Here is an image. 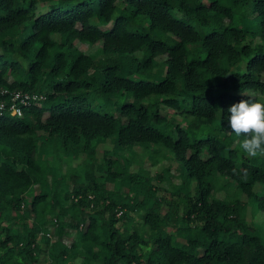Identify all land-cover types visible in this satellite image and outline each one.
Returning a JSON list of instances; mask_svg holds the SVG:
<instances>
[{
  "label": "trees",
  "instance_id": "trees-1",
  "mask_svg": "<svg viewBox=\"0 0 264 264\" xmlns=\"http://www.w3.org/2000/svg\"><path fill=\"white\" fill-rule=\"evenodd\" d=\"M0 87L44 94L0 113V264H264L246 218L248 199L264 214V155L226 119L264 102V0H0ZM60 152L80 161L56 177Z\"/></svg>",
  "mask_w": 264,
  "mask_h": 264
},
{
  "label": "rangeland",
  "instance_id": "rangeland-1",
  "mask_svg": "<svg viewBox=\"0 0 264 264\" xmlns=\"http://www.w3.org/2000/svg\"><path fill=\"white\" fill-rule=\"evenodd\" d=\"M254 20L253 19H245V23H253ZM259 37L255 36L253 37V42L257 43L259 42ZM77 46L82 49L83 51H85L86 53H90L92 55H96L99 51H100V42H95V43H88V42H84V41H76ZM167 109H164L163 111H165ZM170 111V110H169ZM47 115V112L45 111L43 113V117H45ZM110 146V143H104V144H100L97 146L96 148V155L98 157H101V155L103 154V150L106 149V147ZM134 149L137 151L141 150V147L139 145H135ZM51 148L49 147L47 149V151L43 154V157L51 160ZM85 154H81L79 155V159L84 158ZM60 156L63 158V160H60L59 163H57V165H55L53 163V170H54V176L58 177L61 173H64L65 171L69 170L71 167L76 166L78 164V162L80 160H78L75 156H72L70 159H68L66 157L65 152H60ZM98 159V158H97ZM141 162L140 164L147 167L148 170L150 171V173H154V172H161L163 167H169V173L164 172V178L163 180H161V182L159 183L160 185H162L163 187H165L166 189L170 190L171 187V183L175 182L178 183L180 181V177L178 175V171L176 168V163L174 161L171 160L170 157H164V158H160V160L157 163H151L150 160L148 158H146L145 156L141 157ZM136 165L132 164L131 168L133 169ZM48 181L50 182L53 178V175L51 174L50 176H48ZM68 178L65 177V181H61V186H66L68 184ZM67 180V181H66ZM222 186L216 187V189L214 190V194L216 196H224V195H232L235 191V183L230 180L228 177L223 176L221 177L218 181L217 184H223ZM226 183V184H225ZM128 181H115V182H106V186L108 188H112V189H125L128 185ZM193 185L194 182L191 181L190 186L189 187H185L183 186V190H187L189 189L190 192H192L193 190ZM262 188V187H260ZM258 189L259 192H261L263 189ZM39 189L38 185L34 186V191L37 192ZM30 194L26 195L27 199L30 198ZM241 197L243 199H246L245 195H241ZM246 218L249 220V222L255 227V230L258 234L263 235L264 236V214L260 211V210H252L253 206H252V202L251 199H248L246 201ZM136 216V215H135ZM46 223L49 225V229L51 230V220H52V216L51 215H47L46 217ZM136 219H138L136 217ZM120 223V222H119ZM118 223V224H119ZM10 227L12 230H16L20 227V223L17 220H13V222L10 224Z\"/></svg>",
  "mask_w": 264,
  "mask_h": 264
},
{
  "label": "clouds",
  "instance_id": "clouds-1",
  "mask_svg": "<svg viewBox=\"0 0 264 264\" xmlns=\"http://www.w3.org/2000/svg\"><path fill=\"white\" fill-rule=\"evenodd\" d=\"M246 96L248 99H243L228 109L230 115L226 119L237 137L245 135L240 148L248 157L255 158L257 155H264V102L251 95ZM232 171L233 174L240 175L236 169ZM242 178L246 179V176ZM74 264H83V261L77 257Z\"/></svg>",
  "mask_w": 264,
  "mask_h": 264
},
{
  "label": "built area",
  "instance_id": "built-area-1",
  "mask_svg": "<svg viewBox=\"0 0 264 264\" xmlns=\"http://www.w3.org/2000/svg\"><path fill=\"white\" fill-rule=\"evenodd\" d=\"M0 113L8 111L11 115L22 114V105L38 102L44 98L42 92H30L20 89H8L0 87ZM4 96V97H3Z\"/></svg>",
  "mask_w": 264,
  "mask_h": 264
}]
</instances>
